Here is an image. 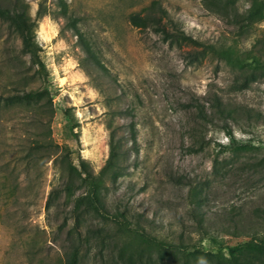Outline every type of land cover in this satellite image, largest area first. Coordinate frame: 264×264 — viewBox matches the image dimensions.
<instances>
[{"label": "rangeland", "instance_id": "obj_1", "mask_svg": "<svg viewBox=\"0 0 264 264\" xmlns=\"http://www.w3.org/2000/svg\"><path fill=\"white\" fill-rule=\"evenodd\" d=\"M22 1L32 17L39 3L54 8L52 0ZM152 1L67 0L105 68L89 63L91 76L79 63L84 53L75 35L59 33L62 19L38 18L35 38L48 71L50 109L5 101L8 94L42 82L29 78L18 57L19 38L0 22V264H54L61 257L65 231L59 225L70 205L59 197L45 208L48 192L59 183L60 162L54 160L66 152L75 165L82 160L97 172L108 156L109 125L125 151L123 174L115 184L107 182L109 203L142 214L160 238L182 237L213 252L225 253L226 246L250 235L264 236V174L246 169L215 175L212 158H228L230 151L220 146H227L229 137L218 125L195 124L187 108L211 93L248 106L255 121L240 119L229 126L236 142L257 148L248 153L256 158L264 154V79L232 92L234 67L204 52L193 59L201 45L164 41L153 30L130 24L128 14ZM157 1L199 42L246 50L264 36V19L246 32L233 21L250 0H234L231 7L207 0ZM23 74L27 83L20 79ZM125 108L127 113L118 112ZM195 137L203 143L193 152L188 146ZM206 179L207 200L198 209L203 231L195 226L188 183ZM232 222L239 229L233 230Z\"/></svg>", "mask_w": 264, "mask_h": 264}, {"label": "trees", "instance_id": "obj_2", "mask_svg": "<svg viewBox=\"0 0 264 264\" xmlns=\"http://www.w3.org/2000/svg\"><path fill=\"white\" fill-rule=\"evenodd\" d=\"M207 1L212 5H218L217 1L222 2L224 6L230 7L234 3V0ZM52 3L54 8L39 3L32 17L27 4L22 0H0V22L5 23L19 38L18 57L27 64L25 71L31 80L42 82L36 87H23L21 92L8 94L4 98L5 101L40 104L49 109L52 105V93L47 83L48 71L35 38L37 20L45 14L62 19L60 34L64 35L66 30H70L75 35V43L84 53L79 58V63L89 76V63L105 70L98 60L93 38L82 26L81 16L71 11L67 0H52ZM127 19L135 27L153 30L164 41H185L201 45L198 54L192 52L193 59L204 52L234 67L236 72L228 88L232 92L246 90L251 83L264 79V36L257 38L246 50H238L231 44L199 42L186 34L157 0H153L139 11L130 12ZM263 19L264 0H250L244 13L233 14V21L242 32L248 31L252 23ZM20 79L27 83L26 74ZM15 90L19 88L15 87ZM187 108L192 109L191 117L195 124L218 125L229 137L228 145L220 146L223 150L230 151L228 158H212L215 175L222 177L246 169L264 174V154L251 159L248 153L257 148L236 142L229 126L230 122L238 124L240 119L246 122L255 121L248 106L234 104L217 93H211L204 102L194 101L187 104ZM118 112L127 113L128 109ZM193 141L188 149L196 152L202 148L203 141L202 138L197 140L196 137ZM124 158L125 151L121 139L116 136V129L109 125L108 156L97 172H93L82 160L75 165L66 152L54 160L60 162L57 166L59 183L48 192L45 208L48 210L59 197H63L64 203L70 205L67 216L59 225V228L65 231V236L62 255L54 264H85L89 259L92 264H197L200 258L204 264H264L263 235H250L245 240L228 245L225 247V253L221 249L213 252L200 245L187 243L182 237L176 241L160 238L148 229L149 221L143 219L142 214L133 216L126 207L121 208L118 203H109L107 182L115 184L123 174ZM188 185L189 195L194 202L193 214L197 217L195 226L203 230L204 214L198 209L203 201L207 200L204 189L209 187V181L206 179L202 182H189ZM67 219H71L70 226ZM232 229H239L236 222H232Z\"/></svg>", "mask_w": 264, "mask_h": 264}, {"label": "clouds", "instance_id": "obj_3", "mask_svg": "<svg viewBox=\"0 0 264 264\" xmlns=\"http://www.w3.org/2000/svg\"><path fill=\"white\" fill-rule=\"evenodd\" d=\"M197 264H204V261H203V259H202V258L198 259V262H197Z\"/></svg>", "mask_w": 264, "mask_h": 264}]
</instances>
